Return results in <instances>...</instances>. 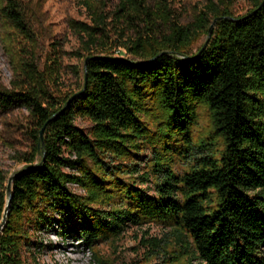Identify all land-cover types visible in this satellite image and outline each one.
<instances>
[{"label":"trees","instance_id":"1","mask_svg":"<svg viewBox=\"0 0 264 264\" xmlns=\"http://www.w3.org/2000/svg\"><path fill=\"white\" fill-rule=\"evenodd\" d=\"M81 1L93 19L74 22L90 47L80 90L61 94L57 70L33 63L13 89L0 86V111L23 106L36 122L25 159L35 168L12 183L0 264H44L50 231L91 251L144 223L173 228L182 264H264V0L243 15L209 0L188 24L174 19L172 0H118L111 14L107 0ZM0 2L3 18L29 33L23 0ZM110 17L122 36L135 33L118 44L124 52L98 45ZM202 106L214 126L195 139ZM78 118L92 121L89 132ZM4 180L0 173L1 222Z\"/></svg>","mask_w":264,"mask_h":264},{"label":"rangeland","instance_id":"2","mask_svg":"<svg viewBox=\"0 0 264 264\" xmlns=\"http://www.w3.org/2000/svg\"><path fill=\"white\" fill-rule=\"evenodd\" d=\"M225 1L236 15H243L253 7L252 0ZM208 2L172 0L173 17L181 24L194 22ZM117 3L118 0H107L106 12L111 14ZM23 6L30 29L27 34L16 30L0 12V86L13 89L15 84L22 82L23 71L29 69L27 64L33 63L47 75L50 72L53 75L57 70L58 84L54 88L61 94L80 90L84 59L90 47L74 22L92 23V12L81 0H23ZM111 19L104 37L98 35L102 43L98 45L102 47L104 44L111 52H124L118 44L128 42L135 33L130 29L122 36L121 29L116 28ZM205 40L206 35L201 33L190 53H195ZM76 124L85 132L93 126L92 121L83 118H78ZM213 126L209 109L199 107L197 123L192 130L195 139L205 137ZM35 130L36 122L26 107L0 111V173L5 178L2 191L8 193L10 178L27 165L25 159L33 152ZM148 157L149 151L143 154V160ZM71 187L77 194H85L80 186L73 184ZM43 239L55 245L40 255L44 264H96L92 251L109 264H158L163 258L174 264L185 261L173 228L157 223L131 226L120 237L100 242L91 251L77 239H68L64 244L53 231L43 234ZM153 239L161 240L156 251L149 246Z\"/></svg>","mask_w":264,"mask_h":264},{"label":"water","instance_id":"3","mask_svg":"<svg viewBox=\"0 0 264 264\" xmlns=\"http://www.w3.org/2000/svg\"><path fill=\"white\" fill-rule=\"evenodd\" d=\"M214 27V23L211 25L210 29H209V35L211 34L212 32V29ZM44 130H45V126L40 130V141L43 142V139H44ZM32 168H35V165H27L26 167H24L23 169H21L20 171H18L17 173H15L9 180V184H8V187H7V191H8V201H7V205H6V208H5V215H4V218L2 220V222L0 223V234L3 230V227L5 225V222H6V217L8 215V211H9V206L11 204V197H12V183L14 181V179L17 177V175L19 173H21L22 171H25V170H28V169H32Z\"/></svg>","mask_w":264,"mask_h":264}]
</instances>
